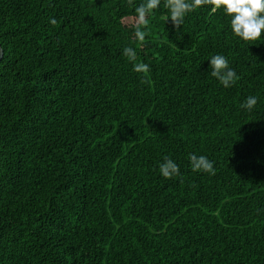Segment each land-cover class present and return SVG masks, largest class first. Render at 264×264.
I'll list each match as a JSON object with an SVG mask.
<instances>
[{
    "label": "trees",
    "instance_id": "16d2710c",
    "mask_svg": "<svg viewBox=\"0 0 264 264\" xmlns=\"http://www.w3.org/2000/svg\"><path fill=\"white\" fill-rule=\"evenodd\" d=\"M141 2L0 0V264H264V36L210 5L176 31L161 0L141 44Z\"/></svg>",
    "mask_w": 264,
    "mask_h": 264
},
{
    "label": "clouds",
    "instance_id": "9594fccd",
    "mask_svg": "<svg viewBox=\"0 0 264 264\" xmlns=\"http://www.w3.org/2000/svg\"><path fill=\"white\" fill-rule=\"evenodd\" d=\"M129 6H134V0H127ZM161 5V0H142L139 6H135L136 17L132 22L134 37L141 44L150 32L149 17L154 10ZM206 5H210L212 10H222L223 14L230 18V29L235 37L245 42H255L264 36V0H164V8L168 10L166 23L170 20L174 29L180 31L187 14L196 11ZM53 25L55 19L50 20ZM122 54L129 61L137 60V53L132 47H124ZM210 75L216 78L221 85L229 88L234 85L240 77L236 71L230 67L228 58L221 54L213 55L210 59ZM133 71L143 73L142 83H148L147 74L150 66L146 63H133ZM258 103L256 96H248L240 105L241 108L251 111ZM192 171H203L215 175L214 162L206 156L189 154ZM160 174L165 179H172L180 175V168L170 157L165 156L163 162L159 164Z\"/></svg>",
    "mask_w": 264,
    "mask_h": 264
},
{
    "label": "water",
    "instance_id": "95a60500",
    "mask_svg": "<svg viewBox=\"0 0 264 264\" xmlns=\"http://www.w3.org/2000/svg\"><path fill=\"white\" fill-rule=\"evenodd\" d=\"M1 57H2V49L0 48V59H1Z\"/></svg>",
    "mask_w": 264,
    "mask_h": 264
}]
</instances>
